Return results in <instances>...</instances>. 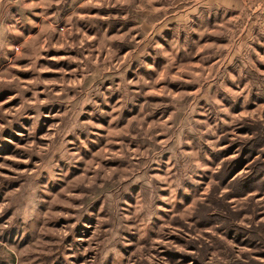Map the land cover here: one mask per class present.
I'll list each match as a JSON object with an SVG mask.
<instances>
[{
    "label": "rangeland",
    "instance_id": "obj_1",
    "mask_svg": "<svg viewBox=\"0 0 264 264\" xmlns=\"http://www.w3.org/2000/svg\"><path fill=\"white\" fill-rule=\"evenodd\" d=\"M0 264H264V0H0Z\"/></svg>",
    "mask_w": 264,
    "mask_h": 264
}]
</instances>
